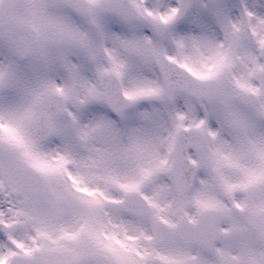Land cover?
Returning a JSON list of instances; mask_svg holds the SVG:
<instances>
[{
    "label": "snow or ice",
    "instance_id": "snow-or-ice-1",
    "mask_svg": "<svg viewBox=\"0 0 264 264\" xmlns=\"http://www.w3.org/2000/svg\"><path fill=\"white\" fill-rule=\"evenodd\" d=\"M0 264H264V0H0Z\"/></svg>",
    "mask_w": 264,
    "mask_h": 264
}]
</instances>
